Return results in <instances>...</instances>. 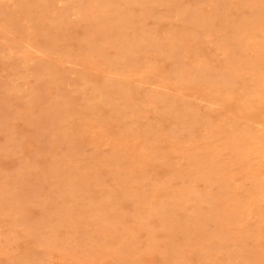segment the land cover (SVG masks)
Listing matches in <instances>:
<instances>
[{"label":"rangeland","instance_id":"374dc122","mask_svg":"<svg viewBox=\"0 0 264 264\" xmlns=\"http://www.w3.org/2000/svg\"><path fill=\"white\" fill-rule=\"evenodd\" d=\"M259 2L0 0V264L260 259Z\"/></svg>","mask_w":264,"mask_h":264},{"label":"snow or ice","instance_id":"6c2138e0","mask_svg":"<svg viewBox=\"0 0 264 264\" xmlns=\"http://www.w3.org/2000/svg\"><path fill=\"white\" fill-rule=\"evenodd\" d=\"M60 8L65 7H73L76 9L78 19H83L87 15L95 14V17L98 22H103L107 18L113 16V10H122L121 17L134 20L136 15L139 13L141 9L151 8L156 9L161 7V5H144V4H94V5H65L60 4ZM185 10L184 15L189 16L191 15V10L194 6L192 5H185L182 6ZM209 7H232L234 9H242L241 16H250L253 15L255 10L259 9V17H260V32H261V65H260V74H261V108L264 111V0H260L259 4H245V5H231V6H224V5H198L195 8H209ZM212 23L214 21H207ZM148 41H144L141 47L146 48L148 46ZM188 64L191 68L190 72L185 73L186 80L191 85H196L200 83L198 80V76L202 72V66L199 63L194 62L193 60H189ZM153 70H156V66H153ZM219 105H214V107H218ZM8 116H11L12 113H8ZM247 127V122L245 120H241L239 124L234 128V132L240 134V130L242 128ZM262 131L259 138V147H260V155L264 158V124L261 125ZM249 239L247 243V251L248 256L247 258H240L235 260H213L207 261L206 264H264V210H262V225L260 231V238H259V254L260 259L256 260L252 258V254L256 250V239L254 234V229L249 227ZM113 250L116 252H121L122 247L118 245L112 246ZM8 264H32L31 261H10ZM73 264H92V262H73ZM111 264V262H110ZM116 264H134V262L130 261H117ZM186 264V262H185Z\"/></svg>","mask_w":264,"mask_h":264},{"label":"bare ground","instance_id":"6f19581e","mask_svg":"<svg viewBox=\"0 0 264 264\" xmlns=\"http://www.w3.org/2000/svg\"><path fill=\"white\" fill-rule=\"evenodd\" d=\"M85 63V62H84ZM99 72V71H98ZM103 75V74H102ZM250 216H251V214H250ZM249 219V218H248Z\"/></svg>","mask_w":264,"mask_h":264}]
</instances>
